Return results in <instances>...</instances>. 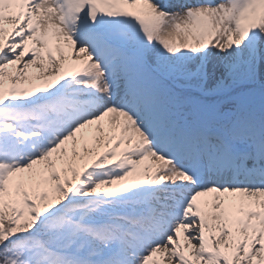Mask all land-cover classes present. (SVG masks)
I'll return each instance as SVG.
<instances>
[{"label":"rangeland","instance_id":"374dc122","mask_svg":"<svg viewBox=\"0 0 264 264\" xmlns=\"http://www.w3.org/2000/svg\"><path fill=\"white\" fill-rule=\"evenodd\" d=\"M119 1L121 6H125L123 0ZM137 1V7L127 5L125 11L126 15L134 18L140 37L136 44H130L124 35L121 40L126 43L125 47L133 50L137 45L130 66L137 68L139 81L156 82L146 91L150 93L152 89V94L160 97L158 106L176 123L171 126L165 120L162 125H168L173 131L182 128L194 135L217 137L204 134V129L215 130L217 124L224 121L234 124L239 136L235 139L240 142L238 146L255 151L256 140L246 133H258L262 126L259 123L264 120V0H215L212 3L184 0L175 8L169 6L168 0ZM153 2L157 3L154 11L148 6ZM5 20L0 18V30L6 27ZM17 30L21 33H12L10 43L13 46L12 59L21 57L39 61L38 47L33 51L24 50L27 39L34 42L32 34L23 31L22 26ZM134 34L138 35L137 32ZM87 41L88 36L82 44L78 41L76 45L83 48ZM12 59L8 57V60ZM8 65V68H14L12 64ZM115 71L120 77L112 80V89L106 90H110L109 97L121 99L124 93L114 94L116 88L120 87V82L125 84L129 80L122 76L121 69ZM27 72L28 78L36 76L32 69ZM109 76L105 75L103 79L107 80ZM86 79L84 76H71L69 82L72 84L64 89L62 96L46 95L41 100L24 101L20 105H14L12 97L0 87V208L4 204L9 208L5 216V211L0 209V227L7 231L6 238L12 235L8 240L18 241L26 237L34 240L18 246L13 257L23 259V264H167L161 259L167 256L168 251L179 252L180 239L186 234L182 229L185 218L182 219L176 205L182 194L169 191L166 195V187L157 189L154 185L158 179L151 182V177L145 173L147 180L144 185L148 192H136L133 201L119 196L125 193L132 167L139 159L130 150L138 146L120 151L116 158H113L114 150L110 151L108 144H105L104 153L93 158L90 151H82L78 161L80 172L71 167L67 169L65 165L66 160L61 155L65 151V144L61 145L65 136H61V132H66L69 138H73V134L69 132L68 125L61 121L52 125L50 117L46 116L54 114L51 113L54 101L59 115L64 113L67 117L66 103L72 101L82 108L76 117L100 123L102 112L93 110V101L90 100L94 93L84 91L86 87L82 85ZM9 82L13 83L10 79ZM194 87L199 90L192 89ZM47 102L51 107L46 106ZM116 107L118 111H124ZM138 107V112L134 113L133 105L130 113L138 117L135 119L138 124L148 128L150 115L143 114ZM148 107L155 112L153 105ZM178 151L176 158L168 156L166 159L169 168L164 177L175 170L179 176H185L179 182L182 186L190 183L196 186L195 182H189L183 166L177 161V157L182 156L181 162L191 166L194 152L183 156L184 149L178 148ZM204 154L209 156L204 177L217 178L212 164L216 154L209 148H205ZM120 163H123L120 174L109 170L116 169ZM40 164L44 165L47 173L42 171L41 175L38 172ZM56 164L60 167L54 168ZM162 171L161 175L165 174ZM170 183V187L175 184ZM32 185L35 189L31 188ZM197 190L200 195L212 191L216 200L213 210L220 213L221 210L229 213L225 208L227 198L230 202H238L224 193L241 192L216 183L197 187ZM252 192L263 193L261 190ZM263 196L248 204V208L240 206L235 211L236 218L226 225L222 224L223 216L220 223L214 218L212 226L222 225V232L215 227L214 232L217 233L211 241L206 239L203 230L192 234L196 241H192V245L197 243L199 246L186 250L192 260L195 258L192 264H205L206 255L211 264H264ZM196 197L190 195L189 202ZM146 201L156 202L154 212ZM39 203L53 208L46 212L39 208ZM65 219L77 221L82 229L69 225ZM140 219H150V222L145 227ZM193 222L203 223L199 216H194ZM190 224L187 223L188 226ZM198 227L203 228L204 225ZM46 232L52 240L55 236L56 243H49ZM17 233L28 234L14 238ZM144 239L149 243L141 245ZM227 240H231L230 244H226ZM221 245L225 246L222 248ZM133 246L137 249H132ZM157 251L160 260L154 262L149 258ZM181 253L184 254L185 250ZM9 259L5 256L3 260L8 262ZM10 261L13 263L12 259Z\"/></svg>","mask_w":264,"mask_h":264},{"label":"bare ground","instance_id":"6f19581e","mask_svg":"<svg viewBox=\"0 0 264 264\" xmlns=\"http://www.w3.org/2000/svg\"><path fill=\"white\" fill-rule=\"evenodd\" d=\"M183 1L184 0H168L169 6L171 7H176ZM123 2L125 6H121L119 0H0V11L2 12L0 13V18L6 19L5 21L7 22L6 27H1L3 29L0 30V80L5 77L0 81V87L12 97L14 105H20L24 103V101L41 100L46 95L62 96L65 92L64 89L69 86V84H72V82H69L71 76L77 75L88 78L86 81H83L82 85L86 87L84 91L94 93L92 106H94L93 110L101 109L102 116L99 118L100 123L96 121L97 123L95 124L88 120L79 119V117L75 115L79 114L82 108L75 107V110H72L67 103V117L64 113L59 115L58 112H56L55 114L54 108L51 112L54 114L46 116L50 117L52 125L58 123V121H61L64 125H69V132L73 134V138H69L66 132H61V136H65L61 141V145L65 144V151L61 152V155L66 160L65 165L67 169L71 167L73 170H78L80 172L81 167L78 168L79 156L82 151L85 150H87V152L90 151L89 153L92 154L91 158H93V156L95 157L104 153L105 144H108L110 146V151L114 150L113 158H116L120 151L129 150L133 146H138L137 149L130 150V152H133L139 159L132 167L131 179L126 182L125 193L119 196L124 197L127 201H133V196L136 192H148V188L144 185V181L147 180L144 178L145 173L149 174L151 182L158 179L154 185L157 189L166 187V195L169 194V191L175 194L180 192L182 197L178 199L176 205L182 213V219L185 218L184 220L186 223L184 227H181L186 234L180 239V251H168L167 256L162 258L161 261L167 262V264H192L195 258L193 257L192 260V256L189 257L186 250L193 247L197 249L199 247L197 243L195 246L192 245V241H195L193 239L194 233L197 230H203L206 239L208 238V240L211 241L212 236L217 233L214 232L215 227H218L219 231L222 232V225L212 226V220L214 218L220 223L223 216L224 222L222 224L226 225L228 221H233L236 218L235 211L240 206L248 208L247 205L259 200L264 192L260 194L252 191H241L236 194L224 193V195L235 198L238 202H230V198H227L228 203L225 208L229 213H224L222 210L220 213L219 210H213L216 206V200L212 191H208L205 195H200V192L197 190V187H206L209 180H195L196 186L191 183L190 185L182 186L179 182L184 180V174L179 176V174H176L177 172L173 170L170 176L164 177V175L166 176L168 173L169 164H167L166 157L168 155L167 153H170V151H162L159 147L155 146V144L152 145L151 143L152 134L158 130L155 129V127L161 121H158V119H165L167 116L165 112L161 110V107L158 106L157 100H159L160 97L152 94V89L150 93L146 91V89L152 88L151 86L156 82L151 81L150 83L147 82L143 84V82L139 81L140 78H137V68L130 66L134 59H129L120 47H113L110 42L105 44V40L101 37L102 33H106L115 36L114 38H118L114 30L125 26L130 30V33L126 36V40L130 44L137 43L141 33L140 29L134 26V18L129 14L126 15L125 10L127 5L134 7L138 1L123 0ZM156 5L157 3L153 2L148 6L154 11ZM4 10L8 12V15H5L7 13L6 11L3 12ZM19 26H22V30L26 33L30 32L34 41L32 42L27 39L24 50L26 52H28V49L33 51L38 47L39 58L41 56L39 61H37L38 59H36V61L25 60L21 57L15 60L12 59L13 46L10 45L13 40L12 33L20 34L21 31L17 30ZM74 29L75 31H73ZM136 32L138 35L134 34ZM85 35L90 36L91 43L89 42L83 48H79L80 46L76 45V43L79 37ZM133 51L134 53L137 52V45L136 50ZM98 52H101V62H99V60H97V62L94 60ZM111 52H115L116 59L120 60L123 64L117 69H121L123 72L122 76H124L126 80H129L125 84L120 82V87L116 88L115 91V94L118 95L124 93L123 96H126L125 100L111 99L109 97L110 90H106V88L112 89V80H118L120 77L117 75L118 71L106 70L107 64L110 62L112 56ZM9 56L12 59L11 61L8 60ZM8 64H12L14 68H8V66H10ZM133 65L135 64L133 63ZM110 68H113V66ZM28 69H32L36 76L28 78ZM105 71L110 74L107 80L103 79ZM9 79L13 81V83L9 82ZM135 81H137V83ZM109 83H111L110 87ZM134 83L137 85H134ZM117 85L115 86L117 87ZM22 87L23 89L20 91ZM118 89L121 90L118 91ZM139 100H142L141 104L145 108H147L149 104L154 106L155 112L150 113L151 117L148 121L150 123V128L148 130L141 125L138 126L128 113L125 111H118L114 106L117 103L122 106L125 104V101H128L135 107L137 104H140ZM76 104L78 103L76 102ZM163 131H165V129ZM159 136L160 135L157 137ZM185 142L180 144V146L184 147ZM207 147H210L213 152L215 151L213 145L208 144ZM200 155H202V153H197V156ZM223 155H226V153ZM248 155L250 159L253 160L250 153ZM217 156L218 158L213 161L214 170L215 167L221 165L223 167V164L229 166L228 159H224L222 155ZM122 164L123 163L117 165V169L109 170L114 172V174H120L122 171L119 169L122 167ZM56 167H60V164L54 165V168ZM38 169L41 175L42 171L47 173L44 165H38ZM162 169L165 171L163 175H161ZM185 170L188 176L187 172L189 169L185 168ZM216 171V173L219 174L220 183H222L224 177L220 175V167L217 168ZM189 178V182L193 181L190 176ZM213 180L214 179H210V181ZM170 182L175 183L174 185L172 184L173 187H170ZM40 184H42V181H40ZM31 188L35 189L34 185H32ZM136 188L139 189L136 190ZM195 191L198 193L196 194ZM190 195H197L196 200L193 198L191 202H189ZM146 202H148L147 206L150 207V210L154 212L156 209V202ZM56 207L57 205L55 204V208ZM39 208L47 212L50 208H53V206H44V204L39 203ZM194 216H199L203 223L193 222ZM191 218L192 220H190ZM140 221L145 223L143 226L146 227L150 219H140ZM187 223L191 224L188 226ZM136 224H138V219ZM198 225H204V227L199 228ZM234 235L236 236V234ZM144 236L147 235L145 234ZM230 242L231 240H227L226 244H230ZM146 243H149V240L144 239L141 245H146ZM220 243L221 241H219V244ZM223 246L225 245H221L222 248ZM132 249L137 248L133 246ZM182 250H185L184 254L181 253ZM156 253L150 256L149 259L154 260V262L155 260H160L158 251ZM155 264L160 263L155 262ZM205 264H211L208 261L207 255Z\"/></svg>","mask_w":264,"mask_h":264},{"label":"trees","instance_id":"16d2710c","mask_svg":"<svg viewBox=\"0 0 264 264\" xmlns=\"http://www.w3.org/2000/svg\"><path fill=\"white\" fill-rule=\"evenodd\" d=\"M5 203H8V202H5ZM5 206V207H4ZM13 207V206H12ZM0 209H2V210H4L5 212H4V216H5V214L6 213H8V211H9V208H8V205H6V204H4L3 206H1V208ZM2 210H0V213L2 214ZM1 219H2V217H1ZM9 220V219H8ZM7 221V220H6ZM6 222H5V226L4 227H6ZM9 233V232H8ZM6 234H7V231H3L2 230V227H0V236H1V241H0V264H23L22 263V260L23 259H20V258H18V257H13V254H15V256H16V253L17 252H14V250L15 249H17V247L18 246H20V245H24L25 243L27 244V243H31V242H33L34 240L31 238V237H29V238H24V239H21V240H18V241H12V240H8L9 239V237H11V236H8L7 238H6ZM10 234V233H9ZM21 234H24V235H26V234H28V233H21ZM21 234H16V236L15 235H13L14 236V238H17L19 235H21ZM46 235L48 236V238H47V240H49V243H56V238H55V236H54V240H52V237H51V235L49 234V233H47L46 232ZM7 240H8V242H7ZM48 243V242H47ZM3 244V245H2ZM5 256H8L10 259H9V261L8 262H6L5 260H3V259H5ZM13 260V263L10 261V260ZM26 264V263H25Z\"/></svg>","mask_w":264,"mask_h":264}]
</instances>
